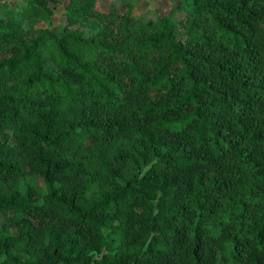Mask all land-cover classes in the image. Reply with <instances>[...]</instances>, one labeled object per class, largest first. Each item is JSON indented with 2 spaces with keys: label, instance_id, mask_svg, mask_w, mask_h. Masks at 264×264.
Returning a JSON list of instances; mask_svg holds the SVG:
<instances>
[{
  "label": "trees",
  "instance_id": "1",
  "mask_svg": "<svg viewBox=\"0 0 264 264\" xmlns=\"http://www.w3.org/2000/svg\"><path fill=\"white\" fill-rule=\"evenodd\" d=\"M22 1L0 0V264H264V0H179L180 25Z\"/></svg>",
  "mask_w": 264,
  "mask_h": 264
},
{
  "label": "rangeland",
  "instance_id": "2",
  "mask_svg": "<svg viewBox=\"0 0 264 264\" xmlns=\"http://www.w3.org/2000/svg\"><path fill=\"white\" fill-rule=\"evenodd\" d=\"M134 1V8L133 14L136 15H143V18H150L153 19L155 15L159 16H169L172 21L180 25L179 22L183 20L185 13L183 10L177 8L179 0H133ZM23 2L22 0H11L10 5L15 7L18 6L17 4ZM115 2V0H94L95 9L98 11H105L110 8L111 4ZM63 5L64 2H60L56 4L53 9L52 18L57 23H63ZM33 27H41L43 26V22H32ZM84 25V24H82ZM90 25H86L88 27ZM180 28V27H179ZM40 183V179H38ZM11 233H14L13 230H10ZM225 264H232V258L228 253L225 255Z\"/></svg>",
  "mask_w": 264,
  "mask_h": 264
}]
</instances>
